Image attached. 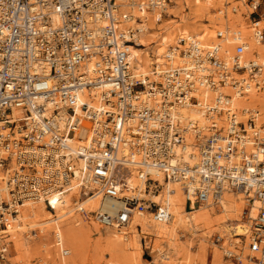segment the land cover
Wrapping results in <instances>:
<instances>
[{"label":"built area","instance_id":"built-area-1","mask_svg":"<svg viewBox=\"0 0 264 264\" xmlns=\"http://www.w3.org/2000/svg\"><path fill=\"white\" fill-rule=\"evenodd\" d=\"M239 1L260 17L252 25L264 41L258 12L264 0ZM172 4L0 0V229L26 201H43L55 212L74 190L101 197L98 212L79 211L106 226L126 227L135 210L166 222L168 206L121 196L124 175L134 170L148 195L162 189L159 176L181 184L189 211L217 205L225 192L242 194L252 224L229 257L264 264V121L258 125V109L244 110L242 120L225 91L264 93V64L244 58L241 32L219 30L218 39L233 42L232 56L221 43L195 37L181 41L183 63L156 67L158 79L138 73L131 48L149 15L158 14L160 23ZM202 92L214 93L211 103H201ZM192 107L205 122L185 113ZM15 111L24 117L17 121ZM255 201L261 205L251 218ZM12 245L0 241V264L9 263ZM55 245L62 257L70 255L59 234Z\"/></svg>","mask_w":264,"mask_h":264},{"label":"bare ground","instance_id":"bare-ground-1","mask_svg":"<svg viewBox=\"0 0 264 264\" xmlns=\"http://www.w3.org/2000/svg\"><path fill=\"white\" fill-rule=\"evenodd\" d=\"M215 1V4L211 6L210 4H204V0H173L176 6L173 5V7H168L167 9L168 15L172 19L164 21L165 18L163 17L160 23H157L158 14H148L149 18L144 24L145 32L138 37L137 46L131 48L133 66L137 72L144 76H150L152 79H158L154 74L156 67H161L168 63H173L174 65L183 63L185 59L180 51L185 48V45L181 41L191 40L195 37L206 43L210 42V44L211 42L221 43L223 50L228 53V56H226H232L233 42L230 39H228V42L218 39L217 33L219 30L217 29L228 33H233L237 30L241 32L246 40L247 48L244 58L246 60L252 57L260 59L264 64V41L255 37L253 25L251 26L247 22V18H241L240 22L233 18L236 16L234 12L237 10L238 14L241 10L239 8L240 5H236L243 1H233L235 2L234 5H232V0ZM187 9H191L192 12L185 13ZM212 10L216 11V14H220V16L216 19L208 17L210 23H205L202 16L208 15ZM175 18H179V20ZM260 23L261 25L264 23V16ZM172 51L176 55L173 57L172 62H169L166 59V54ZM225 91L233 95L234 107L238 109L242 120L247 118L244 110L258 109L261 111L258 125L264 121V93L252 90L248 95L240 96L232 87H228ZM213 99L214 93L211 92H202L200 95L201 103H211ZM185 113L194 119L205 122V118L199 112L198 107H192L190 110H186ZM14 117L18 121L24 115L15 111ZM2 125L0 123V126ZM82 136L84 137L85 135L83 134ZM124 178V187L126 188L122 190L121 196H129L131 194L136 195L138 198L151 196L148 199L168 206L171 217L166 222H158L154 220L151 211L139 212L135 210L129 224L121 229L102 224L96 219H99L98 215L95 218L93 217L98 223H93L94 231L89 230L91 233L99 232L103 235L101 241L106 243V247L109 248L108 250L111 251V255L113 254L112 256L115 258V260H110L106 264H113L114 261L115 264H120L121 262L122 264H142L140 262L143 249L139 240L141 233L150 234L157 238L153 250L158 253L159 259L164 264H178L180 255L189 257L190 242L186 240L189 243L186 242L183 245L182 241H180V233H187L190 237L202 233L203 236H200L204 238L206 243L210 241L214 234H217L218 238L223 240L221 246L215 243L216 247L214 249L216 257L220 259L223 256V252L231 256L233 252L237 251L236 245L239 244L240 240L235 239V236L249 234V227L252 222L244 220V211L249 205L242 194L225 192L217 205L210 201L200 208L189 211L186 209V200L181 184L176 182L165 183L163 178L159 176L163 185L162 189L157 194L148 195L145 193L146 181L140 179L134 170L127 172ZM121 187L123 186L121 185ZM64 199V204L59 203L56 205L55 212L51 211L43 201L28 200L20 209L19 214L9 219L7 227L0 229V241L3 243L11 242L16 252L15 257L11 253L8 255L9 262L12 261L13 264H34L35 261H37V264H82L81 262L85 263L87 261L85 259V262L82 259L79 261L77 250L81 253L80 248L83 247L81 241H85V238H88L87 235L90 234L89 230L86 231V221L88 220L89 222L91 217L90 219L84 218L79 210L85 209L89 213L98 212L101 205V197H85L80 191L74 190L66 195ZM260 205L259 201L250 204L251 218L258 216ZM105 210L108 209L105 207ZM103 229H105L104 233L102 232ZM86 232H89V234ZM82 233L87 235L84 236ZM58 234L63 243L68 246L67 248L71 254L69 255L70 257L68 256L69 258L62 257L55 245L54 238L51 240L52 237ZM36 238H39V240ZM228 243L229 246H227ZM81 245L82 247H80ZM202 246L200 247L205 251V248L209 245L203 244ZM83 248L86 249V246ZM164 248L166 249L163 250ZM84 251L87 252V250ZM85 252L82 253V257L88 254ZM249 254L248 247H243L245 262L250 261L248 258ZM190 257H192L191 253ZM183 259L185 260L186 258L183 257ZM187 260L189 259L187 258Z\"/></svg>","mask_w":264,"mask_h":264},{"label":"rangeland","instance_id":"rangeland-1","mask_svg":"<svg viewBox=\"0 0 264 264\" xmlns=\"http://www.w3.org/2000/svg\"><path fill=\"white\" fill-rule=\"evenodd\" d=\"M173 1V0H172ZM231 1V0H230ZM233 1H239V0H232V2ZM215 0H204V4H206V5H214L215 4ZM234 3L235 2H233V4L232 5H234ZM173 5L174 6H176V4H175V2H173V4L170 6V7H173ZM240 5V6H239ZM236 6H239V8L241 9L239 12H238V14L236 13V16H237V18H235L236 16H234L233 18L234 19H236L238 22H240L241 20V18H243V17H245V19L247 18V22L252 26V22L254 21V19H257V20H259L260 19V17L259 16H257V15H254V16H251V12H252V10L249 8V7H247V5L245 4V3H243V2H241L240 4L238 3ZM243 13H242V12ZM191 13L192 12V10L191 9H187V11H185V13ZM241 12V13H240ZM259 14L260 15H263L264 14V1L262 2V6H261V8H259ZM218 16H220V14H216V11H214V10H212L208 15H204V16H202V19L204 20V22L205 23H210V21H208L209 20V18L211 17V18H217ZM240 16V17H239ZM209 17V18H208ZM239 17V18H238ZM164 21H168V20H171L172 19V17L171 16H164ZM176 20H179V18L177 19V18H175ZM235 20V21H236ZM262 27H264V23H262V25H261ZM217 30H220V29H217ZM253 58V57H252ZM264 120V119H263ZM148 198H151V196H147L146 197V199H148ZM245 220V219H244ZM93 221V222H92ZM246 221V220H245ZM87 223V229H86V231H88L89 229H91V230H93L94 231V226H93V223L95 224V222H97L93 217H91V220L88 222V220L86 221ZM98 223V222H97ZM84 226H85V223H84ZM88 227H90V228H88ZM86 228V226L84 227V229ZM104 231H105V229H103L102 230V232L104 233ZM84 233H85V231H83ZM89 232H90V234H89ZM89 232L87 233V234H89V235H87V237L88 238H85V241H81V243H83L82 245H83V247H85L86 246V249L85 248H83L82 247V245L80 246V247H82V248H80V250H81V253L80 252H78L79 250H77V255H78V258H79V261H80V259H82V261H84L85 262V260H87L85 263H83V262H81L82 264H106V262H108V261H110V260H115V258L111 255V251L110 250H108L109 248L108 247H106V243H104L103 241H101V239H103V235L101 234V233H99V232H92L91 233V231L89 230ZM83 234V233H82ZM84 235V234H83ZM86 235H84V236H86ZM147 235V236H146ZM180 241H182L181 243L184 245V243H186L187 241H189V242H187V243H189V245H191L190 246V250H192V251H190L189 250V252L191 253V256L192 257H190V253H188L189 254V257H187V255H180L179 257H180V261H178V264L180 263V264H187V262H188V264H191V263H193V264H237L235 261H233V260H231V258L228 256V254L227 253H222V258L220 259V258H218V257H216V254H215V252H214V249H215V243H216V245H222V242H223V240H220L219 238H218V235L217 234H214V236L210 239V241H208L207 243H206V241L204 240V238L202 237L203 235H202V233H198V234H196L195 236H193V237H190V235L189 234H187V233H180ZM200 235H202V236H200ZM139 240H140V242H141V244H142V249H143V252H142V260H143V262L145 261H147L146 263L147 264H164L163 263V261L161 260V259H159L160 257L158 256V253L157 252H155L153 249H154V245H155V243H156V237L155 236H153V235H150V234H140L139 235ZM54 238V239H53ZM81 238H83V237H81ZM182 238V239H181ZM189 238V239H188ZM200 240H199V239ZM203 238V239H202ZM37 240H39V238H36ZM55 240V237H52L51 238V240ZM192 239V240H191ZM193 239H194V242L192 243V241H193ZM235 239H239V238H237L236 236H235ZM84 240V239H83ZM187 240V241H186ZM196 240V241H195ZM205 242H204V241ZM99 242H101V243H99ZM103 242V243H102ZM151 242V243H150ZM201 242V243H200ZM214 242V243H213ZM80 243V242H79ZM84 243H85V246H84ZM200 243V244H199ZM211 243V244H210ZM90 244V245H89ZM148 244H150V245H148ZM209 245L208 247H206L205 248V251H203L202 250V248L200 247V246H202V245ZM80 245V244H79ZM99 245V246H98ZM153 245V246H152ZM193 245V246H192ZM97 246H98V248H97ZM100 246H103V247H101L100 248ZM106 248H105V247ZM227 246H229V243L227 244ZM66 247H68L67 245H66ZM203 247V246H202ZM211 247V248H210ZM204 248V247H203ZM82 249H84V250H87V252H85L84 250L82 251ZM104 249H107V250H104ZM166 248H164L163 250H165ZM207 249V250H206ZM12 251V252H11ZM108 251H110V252H108ZM83 252H85V253H88V254H85V257H82V253ZM203 252V253H202ZM204 252H206V253H204ZM10 253H11V255H13L14 257H15V255H16V252H15V250H14V248L11 246V249H10ZM157 253V254H156ZM157 256H156V255ZM195 254V255H194ZM204 254V255H203ZM206 254V255H205ZM71 255V254H70ZM80 255V256H79ZM70 257V256H69ZM69 257H67V258H69ZM88 257V258H87ZM158 257V258H157ZM183 257L184 258H186L185 260L183 259ZM87 258V259H86ZM187 258L189 259V260H187ZM85 259V260H84ZM182 259V260H181ZM206 259V260H205ZM89 260V261H88ZM142 260H141V262L140 263H142V264H146L145 262L143 263L142 262ZM183 260H184V263H183ZM205 260V261H204ZM182 262V263H181ZM191 262V263H190ZM8 264H13V262L12 261H10ZM14 264H16V263H14ZM34 264H37V261H35L34 262ZM113 264H115V261H114V263ZM120 264H122V262L120 263Z\"/></svg>","mask_w":264,"mask_h":264}]
</instances>
